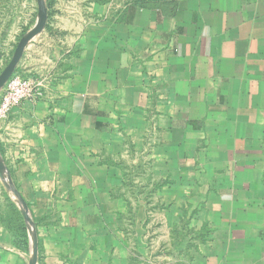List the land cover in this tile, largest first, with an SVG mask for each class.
<instances>
[{
  "label": "crops",
  "instance_id": "crops-1",
  "mask_svg": "<svg viewBox=\"0 0 264 264\" xmlns=\"http://www.w3.org/2000/svg\"><path fill=\"white\" fill-rule=\"evenodd\" d=\"M83 11L15 70L43 96L0 121L26 229L0 223V264H264V0Z\"/></svg>",
  "mask_w": 264,
  "mask_h": 264
},
{
  "label": "rangeland",
  "instance_id": "rangeland-1",
  "mask_svg": "<svg viewBox=\"0 0 264 264\" xmlns=\"http://www.w3.org/2000/svg\"><path fill=\"white\" fill-rule=\"evenodd\" d=\"M35 8L36 11L33 13H16L9 12L6 5H8L9 0H0V73L5 68L6 64L11 60L14 50L20 41V39L26 35L31 28H33L38 20V4ZM60 3V0H47L48 5V21L44 31H47L46 42L51 46L60 44L61 46H69L77 38L80 29L79 27L72 28L69 25V21L75 18V24L82 25V21L85 17V12L83 11V5L89 3L92 0H77L76 8L78 9L76 13H68L56 11V7ZM98 1V0H97ZM110 6H120L126 5L131 2H137L141 4L148 3H163L166 0H100ZM67 4V0L66 3ZM80 9V10H79ZM87 18L89 17L86 14ZM26 17V21H24ZM22 18V23L19 24V19ZM90 19V17L88 18ZM26 22V23H25ZM73 23V22H71ZM62 25L63 27H61ZM39 36V35H37ZM2 95V89H0V97ZM5 175L0 173V223L5 226H11L15 230L16 235L25 234V228L22 227L20 223V218L18 214L20 213L19 207L15 204L14 195L9 191L7 185L4 183Z\"/></svg>",
  "mask_w": 264,
  "mask_h": 264
},
{
  "label": "built area",
  "instance_id": "built-area-1",
  "mask_svg": "<svg viewBox=\"0 0 264 264\" xmlns=\"http://www.w3.org/2000/svg\"><path fill=\"white\" fill-rule=\"evenodd\" d=\"M43 96V83L31 76L14 72L2 88L0 99V121L6 120L13 108L26 100H37Z\"/></svg>",
  "mask_w": 264,
  "mask_h": 264
},
{
  "label": "water",
  "instance_id": "water-1",
  "mask_svg": "<svg viewBox=\"0 0 264 264\" xmlns=\"http://www.w3.org/2000/svg\"><path fill=\"white\" fill-rule=\"evenodd\" d=\"M38 1V20L33 28L24 35L20 41L18 42L13 56L11 60L6 64L3 71L0 73V89L4 87L8 79L13 75L17 68V64L20 62L26 47L28 46L31 39L39 35L46 27L48 21V7L45 0H37ZM5 165L3 161L0 159V173L5 171ZM31 264H35V261Z\"/></svg>",
  "mask_w": 264,
  "mask_h": 264
},
{
  "label": "trees",
  "instance_id": "trees-1",
  "mask_svg": "<svg viewBox=\"0 0 264 264\" xmlns=\"http://www.w3.org/2000/svg\"><path fill=\"white\" fill-rule=\"evenodd\" d=\"M47 5H48V2H47Z\"/></svg>",
  "mask_w": 264,
  "mask_h": 264
}]
</instances>
